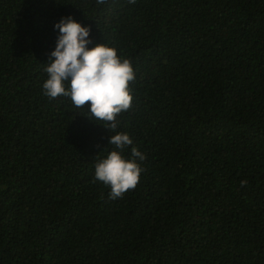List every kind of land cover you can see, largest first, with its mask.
Segmentation results:
<instances>
[{
    "label": "trees",
    "instance_id": "16d2710c",
    "mask_svg": "<svg viewBox=\"0 0 264 264\" xmlns=\"http://www.w3.org/2000/svg\"><path fill=\"white\" fill-rule=\"evenodd\" d=\"M68 15L136 73L117 199L114 133L42 90ZM0 264H264V0H0Z\"/></svg>",
    "mask_w": 264,
    "mask_h": 264
},
{
    "label": "clouds",
    "instance_id": "9594fccd",
    "mask_svg": "<svg viewBox=\"0 0 264 264\" xmlns=\"http://www.w3.org/2000/svg\"><path fill=\"white\" fill-rule=\"evenodd\" d=\"M53 27L58 34L55 48L44 63L46 79L42 90L50 99L68 98L77 109L90 102L86 116L97 123L104 122L100 124L114 133L110 134L108 144L115 149L95 163L94 178L110 189L111 199L120 198L138 184L143 171L139 161L146 158L133 146L127 132L117 131L118 116L128 111L133 102V65L114 46L102 43L89 47L93 44L90 27L71 15L61 17ZM129 146L130 155L125 156L123 150Z\"/></svg>",
    "mask_w": 264,
    "mask_h": 264
}]
</instances>
